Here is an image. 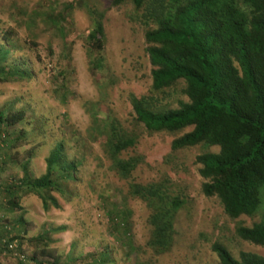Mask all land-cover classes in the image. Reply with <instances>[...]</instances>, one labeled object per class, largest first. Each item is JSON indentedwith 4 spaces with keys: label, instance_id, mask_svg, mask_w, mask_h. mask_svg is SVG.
Wrapping results in <instances>:
<instances>
[{
    "label": "trees",
    "instance_id": "trees-1",
    "mask_svg": "<svg viewBox=\"0 0 264 264\" xmlns=\"http://www.w3.org/2000/svg\"><path fill=\"white\" fill-rule=\"evenodd\" d=\"M111 5L132 6L145 24L150 87L147 94L130 100L135 121L148 133L178 135L171 143L173 151L201 147L195 156L201 193L215 199L230 221L256 219L250 226L237 223L233 234L264 247V0H111ZM87 10L91 19L85 37L87 56L92 69L101 70L104 27L101 15ZM47 19L63 37L64 18L55 15ZM5 33L0 42V84L30 78L24 63L9 62L11 30ZM58 75L64 77L65 71ZM66 91L60 87L62 98ZM24 119L25 111L0 109V176L9 163H16L21 174L9 183H0V212L6 219L0 227V250L15 241L17 264L108 263L105 250L97 256L70 255L61 261L50 248L48 231L25 238L28 229L22 196H38L44 211L60 209L55 194L68 198L73 194L67 195L66 188L75 180L77 164L57 143L45 159V172L35 177L29 168L32 153L20 158L17 151L25 139V132L17 126L23 125ZM101 133L106 137L104 148L111 169L120 178H129L142 158L122 159L120 155L136 144L135 136L116 119L106 120ZM128 189L148 209L146 245L152 257L141 262L140 247L127 238L129 250L135 253V264H153V257L166 255L174 247L176 219L188 198L159 182L132 183ZM120 217L122 227L115 228L116 221L112 222L114 233L126 237L127 218L123 212ZM25 239L32 248L27 258L22 249ZM228 246L219 240L210 244L215 264H264V257L253 252L239 251L234 257Z\"/></svg>",
    "mask_w": 264,
    "mask_h": 264
},
{
    "label": "rangeland",
    "instance_id": "rangeland-1",
    "mask_svg": "<svg viewBox=\"0 0 264 264\" xmlns=\"http://www.w3.org/2000/svg\"><path fill=\"white\" fill-rule=\"evenodd\" d=\"M87 8L101 15L104 27L101 70L92 69L87 56L85 37L91 29ZM55 15L64 18L63 37L47 19ZM138 15L130 5L113 7L111 0H0V42L2 34L11 30L9 62L24 63L32 74L18 82L0 84V109L25 111L23 125L17 126L25 132L17 149L20 158L30 151L29 168L39 177L45 172L49 152L61 143L68 159L77 164L75 180L66 188L67 195L73 194L69 198L55 194L60 209L44 211L38 196H22L28 229L25 238L50 232V248L61 261L70 255L97 256L105 250L106 264H135L130 238L141 249L140 261H146L152 257L146 245L148 209L129 194L128 186L159 182L188 199L178 212L174 247L166 255L153 257V264H215L216 256L209 248L216 240L228 244L234 257L239 251L264 257V247L233 234L237 223L250 226L256 219L230 221L215 199L201 193L202 179L195 164L201 147L173 151L171 143L178 135L148 133L135 121L130 100L147 94L151 71L143 38L145 24ZM64 71V77L58 75ZM60 87L68 92L65 98ZM108 119H116L136 138V144L120 155L122 159L142 158L127 179L111 169L104 148L106 137L101 132ZM20 176L16 163H9L0 183ZM122 212L128 222L126 237L116 235L112 226L116 221L115 228L122 227ZM0 221L1 227L6 222L2 212ZM59 227L65 230L54 231ZM26 239L22 249L27 258L32 248ZM17 261L8 256L0 259V264Z\"/></svg>",
    "mask_w": 264,
    "mask_h": 264
},
{
    "label": "built area",
    "instance_id": "built-area-1",
    "mask_svg": "<svg viewBox=\"0 0 264 264\" xmlns=\"http://www.w3.org/2000/svg\"><path fill=\"white\" fill-rule=\"evenodd\" d=\"M17 244L15 241H12L8 244L7 249L0 250V259H3L6 256L16 257V253L13 251L16 248ZM8 251H13L12 254H8ZM23 257V256H22Z\"/></svg>",
    "mask_w": 264,
    "mask_h": 264
},
{
    "label": "crops",
    "instance_id": "crops-1",
    "mask_svg": "<svg viewBox=\"0 0 264 264\" xmlns=\"http://www.w3.org/2000/svg\"><path fill=\"white\" fill-rule=\"evenodd\" d=\"M0 223H1V221H0Z\"/></svg>",
    "mask_w": 264,
    "mask_h": 264
}]
</instances>
